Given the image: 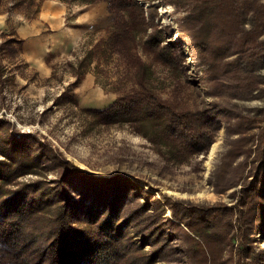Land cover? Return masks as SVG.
Segmentation results:
<instances>
[{
    "label": "rangeland",
    "instance_id": "374dc122",
    "mask_svg": "<svg viewBox=\"0 0 264 264\" xmlns=\"http://www.w3.org/2000/svg\"><path fill=\"white\" fill-rule=\"evenodd\" d=\"M138 2L150 17L129 58L108 46L113 18L106 0H0V159L15 166L21 153L28 168L10 185L42 179L54 186L64 163L92 176L125 175L112 182L130 189L129 202L144 203L145 216L156 221L158 233L137 250L164 248L153 264H264V221L255 229L264 214V63L249 96L229 97L225 87L213 94L216 80L202 76L208 64L178 28L185 9ZM153 24L182 46L177 67L145 47ZM140 88L178 110L220 100L224 112L209 146L197 153L161 136L150 120L103 121L86 110ZM70 194L80 198L77 190ZM185 214L197 218L194 227Z\"/></svg>",
    "mask_w": 264,
    "mask_h": 264
},
{
    "label": "trees",
    "instance_id": "16d2710c",
    "mask_svg": "<svg viewBox=\"0 0 264 264\" xmlns=\"http://www.w3.org/2000/svg\"><path fill=\"white\" fill-rule=\"evenodd\" d=\"M106 1L113 18L108 46L113 52L133 57L131 49L136 31L142 23L147 24L149 15L138 0ZM165 1L185 9L178 28L191 43L193 55L208 64L202 76L216 80L212 85L218 87L214 86L212 93L249 96L253 73L264 63V40L257 39V26L264 28L262 0ZM156 6L149 8L156 11ZM246 22L254 26L252 30L244 28ZM150 27L153 30L144 40L145 47L156 60L177 67L184 60L182 46L167 41L166 34L154 24ZM218 38L224 40L220 46L216 45ZM231 54L235 55L229 58ZM134 61L139 66L142 64ZM220 87H225L221 94ZM205 105L178 110L150 88H140L114 98L105 106L86 110L103 121L150 120L161 136L176 139L179 145L199 153L211 143L213 131L218 127V115L224 112L220 110V100ZM20 148L28 150V146ZM21 156L20 153L15 166L0 159V264H153L164 251L159 247L149 253L137 251L140 243L157 234L158 229L156 221L145 216L142 210L145 204L137 202L133 206L129 202L132 191L112 182L127 176H92L64 163L54 186L42 179L13 186L12 180L28 169ZM72 190H77L80 198L71 196ZM185 215L188 218L182 219L194 227L197 218ZM263 221L262 213L257 217L255 229ZM129 226L139 236V244L129 235ZM156 243L159 244L157 239Z\"/></svg>",
    "mask_w": 264,
    "mask_h": 264
}]
</instances>
